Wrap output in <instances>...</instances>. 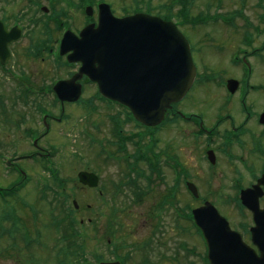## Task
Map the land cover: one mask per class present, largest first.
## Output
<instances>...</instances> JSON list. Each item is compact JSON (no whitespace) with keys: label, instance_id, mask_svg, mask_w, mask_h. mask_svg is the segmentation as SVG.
Masks as SVG:
<instances>
[{"label":"rangeland","instance_id":"rangeland-1","mask_svg":"<svg viewBox=\"0 0 264 264\" xmlns=\"http://www.w3.org/2000/svg\"><path fill=\"white\" fill-rule=\"evenodd\" d=\"M105 1H109L112 4L115 14L118 16L123 15L121 10H133L136 7V2H138L141 8L148 9L152 14H167L173 18H178L177 10L181 4L175 0ZM187 1L189 2L185 4L187 18L183 19L181 17L176 21L180 24L181 33L185 35L192 45L193 59L198 66V76L202 73L203 78H212L215 81L221 71L229 69L228 63H226L227 59L230 52L239 42H237V39L235 41L231 40L233 37L231 33L225 34L223 30L219 29L221 27L220 23L207 24V22H195V20L204 18L207 14H212L214 11L231 12L235 8H247L249 6L248 0H244L243 4L239 0H234L233 3H227L228 0H223L224 6L219 5L216 0ZM82 3L81 0H73V4L68 8L65 5V0H0V14L4 15L9 20L8 22L13 21V15L20 17V21L23 23L31 16L28 26L31 30H27L29 37L31 36V49L40 44L43 51L41 53L33 51V54H35L32 56L31 52L27 53L24 50L30 45L26 39H23L19 42L17 49H15L16 54L14 53V57L11 58L12 61L9 64L11 68L8 66L0 70V192L5 189H12L16 184L24 181V185L20 187L18 193H16L17 195L8 198L6 206L3 205L2 208L10 209L13 212V215L17 217L16 220L20 222H17L19 227L26 225L32 232V235L28 233L29 236H35L34 231L36 229L40 232L38 236H35L38 244L30 243L27 245L28 243L21 241V238H23L21 232L26 234L23 231L15 232L17 234L15 237L16 246H13L12 240H9L7 235L0 238V264H82L87 259L90 262L94 258L112 259L115 257L116 248L112 247L108 240L122 242L125 245L126 248L118 250V253H123V255L127 254V252L132 253L133 246H136L143 238L142 232L148 230L144 227L146 222L144 221L145 218L142 220V214L150 205L156 208L162 201L160 195L156 191H152L150 199L148 198L140 204L130 192L132 187L124 185L122 181H119V183L123 184L121 191L123 190L124 192L117 196L119 198L118 202L116 201L117 198L116 200H110L109 195L100 198L97 194L99 190L74 188L70 191L72 186L77 187L75 182L76 171L83 169L84 166H92L94 164L98 166L101 164L99 161L95 162L98 150L90 145L91 141L83 131L91 132L95 139H100L102 143H106V140L110 141L115 138V134L109 125L111 121L108 120V117H118V115L113 110L114 108L102 106L103 104L96 101V90L92 85H88L84 88L82 102L67 106L63 118L59 121L60 123L54 122L52 124L53 130L46 135V138L40 140V135L44 132V128L40 123L41 108L51 109L53 113L57 114L56 118L59 117V111L54 106L53 97L52 95L44 96L29 93L24 88L20 90L8 74L9 70L15 74V77L20 76V74L24 76V74L19 72L24 71L32 79L41 80L43 85H45L50 82L54 72H57L58 75L73 73L76 70L75 67L66 65L63 58L60 63H64L65 67L61 64L54 65L52 58L49 57L51 52L48 48L52 49L55 46L57 38H60L62 32L60 34L48 20L46 21L45 15L49 16L50 8L55 10L63 9L67 13L66 18H62L63 21H66L64 23L70 25L72 31L78 30V28H82V22L84 21L81 13ZM41 7L49 8L48 13L44 15ZM242 14L249 20L248 15ZM45 25L47 28H45ZM222 47L225 49L224 53L220 52ZM43 56L45 59L41 60ZM259 65L264 70V63ZM255 80L264 81V72L258 71ZM214 81L205 84V79L197 80L191 92L177 108L184 115H189L191 112L200 114L201 119L204 120L205 125L209 128L212 127L211 125L221 103V95L220 93V96L218 95V89ZM250 102L258 105L257 109L262 107L260 94L251 93ZM88 104L92 108L87 107ZM119 112L121 111L119 110ZM234 113L236 115L235 110ZM168 121L170 122L169 118ZM92 122H98L99 124L95 130L91 125ZM169 122L160 128L161 131L157 135L153 136L159 139V143L155 147L164 150L169 144L171 149L169 150L182 164L183 171L181 172H184L185 176L190 178V181L196 185L199 194L217 203L215 206L229 218L230 223L237 230L247 231L252 225L248 216L249 213L234 203L224 201L225 197L231 198L235 193L225 190L226 186L230 185V179L234 180L237 178L236 175H232L230 168L232 165L227 166L221 160L217 165V169L223 174L218 171L210 172L202 153L205 138H202L204 142L192 141L188 143L184 136L185 124L181 123L184 121H177L176 123L181 124L175 125L176 127L169 125ZM48 123L50 122L48 121ZM120 129L125 137L136 134V138L139 137L145 143L150 142L149 137L137 132L136 129L139 128L134 127L131 123L122 124ZM32 136L40 137L37 142L40 141V144L39 142L38 144L43 147L42 151L40 149L41 152L55 153L52 162L57 170L60 171L62 177L66 178L64 188L51 182L50 184L46 183L47 187L44 190V196H42V190L35 185L36 180L42 179L40 185L42 187L47 180L45 177L48 178L45 165H42L39 160L35 162L34 159H27L20 162L21 168L24 171L26 169L31 180L25 181L22 176L13 174L14 170L12 168H15L14 164L17 166V163L21 161L20 157L31 155L35 151L32 146ZM135 139L130 140L133 142ZM212 139L211 145L216 147L217 142L214 137ZM127 145H130L129 139L127 140ZM53 149L58 150V152L52 151ZM73 153L77 155V158L73 157ZM7 162H11V164L8 165ZM116 165L120 164L112 161L108 164H102V168L107 171V174L98 172L102 180L106 176H119L120 173L117 171L118 167ZM239 170L242 171L240 166ZM164 173L166 176L165 181L169 186L172 180L176 181L177 175L173 173L170 167ZM217 175L223 177L222 181ZM152 177L157 180L156 174ZM249 182L250 177H246L243 184L246 185ZM113 184L111 183L109 186L104 187L102 186L104 185L103 182L102 185H99V189L106 192L113 191ZM139 184L141 185L137 190L140 191L144 184L141 181H139ZM174 187L176 192L174 201L170 206V218H166L164 223L168 232L164 235L167 236L170 233L173 238L176 245L174 250L176 264H180L182 257L180 256V251L176 249L179 243L185 242L189 246H194V248L200 244L198 241L188 242L187 237H183L181 230L177 229L178 225L184 222L186 225H190V222L187 221V216L190 210L199 204V200L192 198L186 190L182 179L177 180ZM73 200H77L79 205L77 213L72 215L76 221L72 228L77 236H73L71 240H65L64 229L70 230V219L66 222L68 228H65L63 223L59 225V229H56L53 220L54 213L60 211L65 205L71 206ZM112 206H114L113 209ZM31 207L36 210L37 218L34 223ZM158 208L163 209L161 205ZM164 212L165 208L163 214ZM109 215L114 216V220H117L114 226H112L113 223H107ZM1 226L6 228L10 226V223L3 222ZM190 231L193 232L194 230L190 229ZM192 239L195 240V238ZM191 256L194 257V255ZM193 259L191 258V261ZM129 264H135V261L133 260Z\"/></svg>","mask_w":264,"mask_h":264},{"label":"flooded vegetation","instance_id":"flooded-vegetation-1","mask_svg":"<svg viewBox=\"0 0 264 264\" xmlns=\"http://www.w3.org/2000/svg\"><path fill=\"white\" fill-rule=\"evenodd\" d=\"M233 1L234 0H232V3ZM239 2L243 4L244 0H239ZM248 4L249 6L247 8H240L239 6V8H235L236 10H242L246 15L249 16L248 22L245 21L244 17L241 18L242 20L238 18L237 14L235 13V16L231 20L226 21L225 19H222V24L219 28L223 30L225 34L228 32L231 33V36L233 37L229 38H231L232 41L237 39L239 44L236 45V47L230 52L229 58L227 59L226 63H228L229 69L221 71L220 74H218L215 78V81L214 79H210L212 82H216L215 85L218 89L217 93L218 95L219 93L221 95V103L211 125L212 127L209 128L207 125H205V122L203 119H201L200 114L191 112L189 115H185L186 118H184V120H186L184 136L188 143L192 141H203L202 138H205V142L203 141L204 146L202 153L210 172L218 171L220 174H223L217 169V165L219 161L221 162V160H223L227 166L232 165L230 167L232 175H236L237 178L234 180L230 179V185L228 187L226 186L225 190L233 191L235 193L231 198L225 197L224 201L227 203H234L238 206L241 204L239 199L240 192L253 188L258 182V179L264 175V81L255 80V76L258 71L264 72L263 67L259 65L264 63V0H248ZM12 17L13 21L8 22L9 20H7L4 15L0 14V21L4 25L5 29L7 31L13 30L12 34L16 33L17 31L18 34V39L12 41L8 46L11 57H14L16 54L15 49H17L19 42L23 39H26L30 45V47H27L24 50L27 53L32 52L31 36L29 37L28 33V31L31 30L28 27L31 16L27 18L25 23L20 21V17H16L14 15ZM93 21L94 20L92 18L91 22ZM220 52L224 53L225 49L222 47ZM210 80H207L204 83L207 84ZM229 81L232 83L228 86ZM251 93H257L258 95L260 94V104L262 107L259 109H257L258 105L250 102ZM234 110L236 111V115ZM180 114V111L173 106L169 110V125L177 126L176 122L179 120L177 117ZM113 123L114 124L111 126L117 127L118 125L129 122L125 119H122L118 121L115 120ZM119 131L121 132L122 130L119 129ZM155 135H157V133ZM213 137L217 142L216 147L211 145ZM158 143L159 139L154 138L151 151H147L145 155L142 154L135 158L132 162V165L127 167V172H119L120 174L117 177L114 175L108 177L106 176L104 180H101V185L104 182V185H102L104 187L114 183L112 186L116 190L123 187V184L126 186L138 185L139 182L137 181H141L142 183L146 182L147 185L150 183V180H152V185L154 188L157 187V181L163 182L165 187L162 192V201L157 205L156 208H153L151 214H149V212H144L142 214V220L145 218L144 221L146 222L144 227L148 230L142 232L143 238L136 244V246H133L134 248L132 249V253L127 252L125 255L120 252L118 253V250L126 248L122 242L108 240L110 245L116 248L114 252L115 257L112 259L94 258V260L91 262L89 260L91 264H100L106 262L129 264L133 260L135 261V264H176L174 252L175 242L170 236V233L165 236L164 234H166L168 231L166 229H162L163 227L167 228L166 224L164 223L166 218H170L169 207L171 206V201L167 202L164 197L175 195L176 189L174 186L177 180L182 179L184 186L187 182L191 181L190 178L185 176L184 172H181L183 171L182 164L170 151L171 149L169 144L168 147L164 148L163 150L155 147L158 145ZM234 145L237 146L234 147ZM209 153L210 160L208 159ZM36 154L39 159H41L42 156L47 155L41 151L37 152ZM29 157L31 158V156ZM20 162L22 161H19L17 166L14 164L15 168H12L14 170L13 174L20 173L22 178L25 180L24 174H26V172L21 168L22 165ZM10 164L11 162L8 163V165ZM239 166L242 168V171L239 170ZM168 167H170L173 173L177 175L176 181L172 180L170 186L165 181L166 176L164 173ZM101 170H103L102 173L107 174L106 169L101 168ZM129 171L132 172V178L128 176ZM154 174H156L157 180L152 177ZM168 177L170 178V176ZM218 177L222 181L223 177ZM246 177H250V182L245 185L243 182ZM119 181H122L123 184L121 182L119 183ZM19 184L21 183L16 185ZM260 189L263 193L258 199L259 207L264 208V186H261ZM153 191H155V189ZM110 193H112V191L106 192L103 190L98 192V196L102 198L106 195H109L110 200H113ZM114 200H116V198ZM196 200H199V204L196 207L202 205L207 200L213 201L212 199L200 194L197 196ZM116 201L118 202V199ZM160 204H164L166 207L164 214L162 212V216H160L158 210V206ZM247 212L249 213L248 216L252 222V213L250 211ZM161 217L163 226L160 223ZM107 223H112V215L108 216ZM239 232L243 241L253 247L258 254L256 247L250 241L249 231ZM34 234L35 236H38L40 232H34ZM30 235H32V232H30ZM35 236H30V238H32L31 244H38ZM184 236L187 237L188 242L198 241L200 244L195 249V255L192 262L186 263L185 261L181 260L180 264H207L206 245L199 239V237H197V233L193 234L191 232H184ZM192 238H195V240Z\"/></svg>","mask_w":264,"mask_h":264},{"label":"water","instance_id":"water-1","mask_svg":"<svg viewBox=\"0 0 264 264\" xmlns=\"http://www.w3.org/2000/svg\"><path fill=\"white\" fill-rule=\"evenodd\" d=\"M12 33L0 22L1 64L9 57L7 44L17 38V31ZM68 51H72L68 61L80 62L81 67L70 80L55 86L61 101L78 99L80 86L74 82L85 74L97 83L104 97L127 106L134 118L147 126L163 120L166 109L185 96L195 77L189 45L174 24L141 13L117 19L106 4L99 5L96 28L85 27L79 37L64 34L60 54ZM79 180L90 187L97 185V177L91 173H79ZM260 185H264V177L253 189L241 192L242 204L253 214L251 240L260 250L259 257L213 205L205 203L193 210L210 264H264V209L258 206L260 194L256 191ZM189 190L196 196L192 185Z\"/></svg>","mask_w":264,"mask_h":264},{"label":"trees","instance_id":"trees-1","mask_svg":"<svg viewBox=\"0 0 264 264\" xmlns=\"http://www.w3.org/2000/svg\"><path fill=\"white\" fill-rule=\"evenodd\" d=\"M172 1H174V0H172ZM175 1L181 3V6H182L181 17L183 19H186L187 16H186V14L183 11L184 8H185V5L183 4L184 3L183 0H175ZM100 158H101V155H100V152H98L97 153V157L95 159V162L96 161H100L101 160ZM108 159H110V160H118V161L121 160L119 157H115V155L112 154V153L110 155H108ZM96 164H98V163H96ZM50 174H51V179H52V181L55 184L59 185L60 187H63L64 183L66 184V180H65L66 178L62 177L61 173L59 174L58 171H56L55 169H52L50 171ZM61 180H63V183L61 182ZM75 182H76V180H75ZM35 185H37V184L35 183ZM76 186L77 187L72 186L70 188V191L72 189H74V188H77V189L80 188L79 184H77V183H76ZM9 193L13 194L14 193V189L12 188V189L8 190L7 192H4V195H8ZM63 193H65V191H63ZM13 196H15V195H13ZM113 208H114V206H112V209ZM31 209H32L31 213L33 215V219H34L33 223H34L36 221V218H37L36 210H35L34 207H31ZM5 211L10 212L11 215H8L7 212L4 213ZM75 213L76 212H75V209H74L73 205H71V206L65 205V206H63V208L60 211H58L57 213H54V219L53 220H54V225H55L56 229H59L60 228L59 225L63 224V223L65 225V228H68V225L66 224V222L68 221V219H70V230L64 229L65 230V234H64V239L65 240H71V239H73V236H75V237L77 236L76 232H74V229L72 228L73 224H75V222H76L73 219V217H72V215L75 214ZM16 219H17V217L13 215V212L10 209H3L2 211L0 210V230H1L0 238H3V237H5L7 235L8 239L12 240V242L14 244L13 246H16L17 242L15 240L16 239L15 237H16L17 234L15 232L16 231H19V232L23 231L26 234H23L21 232L22 237H23V238H21V241H23L25 243H28L27 245H29L31 243V240H32V238H30V236L28 234V233H30V230L26 227L25 224L23 226L19 227L17 222L18 223H20V222L18 220L16 221ZM112 219L114 220V216H112ZM3 222L10 223V226L6 227V228H3L1 226V224ZM36 232H38V230H36Z\"/></svg>","mask_w":264,"mask_h":264}]
</instances>
